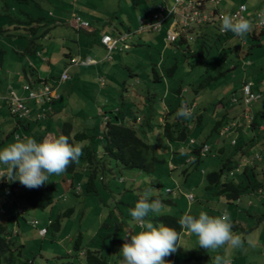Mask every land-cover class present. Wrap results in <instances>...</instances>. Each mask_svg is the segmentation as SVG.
<instances>
[{
    "label": "rangeland",
    "instance_id": "rangeland-1",
    "mask_svg": "<svg viewBox=\"0 0 264 264\" xmlns=\"http://www.w3.org/2000/svg\"><path fill=\"white\" fill-rule=\"evenodd\" d=\"M136 1L138 2L140 10L136 7L135 4L137 2H134V0H78L76 5L78 13L82 15V18H86L91 22V28L95 29V31L97 30L92 34L74 28V19H72L71 14L75 10L73 9L74 7L71 6L72 12L66 14V24L58 27L59 29H53L55 30L54 34H56V30L60 29H65L67 31V39L58 42L60 49H57L59 52L56 54V57L59 56V59L53 61L52 66L55 68L53 76L57 79L64 71L66 66L65 54H72L81 58L79 55L80 49H83L82 58H84L88 55L89 49L94 47L97 52L99 51L101 53L98 55L94 53L93 55L98 60H101L98 62L99 66H96L99 72L94 73V78L104 77L108 86L106 88H101L100 82L103 79H100L97 84L94 83L98 81L95 80L94 82L93 80L91 85H89V87H93L91 89L88 88L81 78L83 74L80 73L81 66L75 65L69 69L72 80L66 82V84H62L60 87V94H64V101L70 98H72V100L78 98L75 100V103L78 102L79 105L83 103L82 106L80 105V108H83L84 111L79 109L78 104L76 105L74 102L71 105L72 108L70 107L75 113L79 112L78 117L86 116V113L89 114V109L95 115L98 106L105 105L108 110H115V108L122 109L123 112L121 115L125 114V112L127 113L126 125L134 126L141 137L144 136L143 126L136 124L134 118L137 116L142 117V119L148 118L151 115V106L148 105L145 110L143 109L141 111L140 109L142 107L131 103L130 100L133 99L128 97L126 102L123 101L124 99H122V97L127 95L128 92L132 94L144 89L146 92L149 90L156 94L153 97L155 103L153 105V110L157 116L164 114V112L160 110L163 101H166L169 107L177 106V108H181L183 104L187 106L186 103H189V101L191 102L190 104L196 101L200 109L206 113V124L204 128L206 131L203 133V129L199 127L193 131L191 137L198 140V144L202 140L207 139L210 146L213 147V152L208 154L197 168L196 166H187L186 168L189 171L188 175L183 174L181 168L171 172L168 160L167 163L159 164V167L152 173L141 172L137 169L123 170V172H121L120 169L115 168L113 165L116 171L107 174L104 177V181L100 180V178L97 179L98 192L94 195L84 194L85 180L81 179L82 176H79V178L81 179L83 191L75 195V193L72 192L68 177L66 178L63 174L52 175L49 177L48 182L41 187L45 189L50 184H57V189L60 193L58 194L56 192L53 194L54 197H56V202L52 208L46 211L31 208L27 209L25 217H20L19 222L21 224L19 226L16 223H8L6 217L0 213V223H5L10 229L14 228L13 231L18 232L17 235L13 236L15 248L17 245L16 243L23 244V259L30 260L34 264H86L84 253L82 252L87 250L102 251L110 264H119L120 249L126 240L130 242V237H127V235H129V233H139L143 230L132 220L129 210L135 207V204L139 201L146 188H153L155 191L152 193V200L155 196L159 197V200H171L175 203L174 205L162 203L163 207L159 212H150L146 219L153 224L156 220L155 218L161 214L176 213L180 215L183 214V211L189 212L190 210L191 212L192 210L190 214L197 213L199 215L201 211H204L213 217L220 216L224 212H227L230 216L232 225L234 222H239L242 227L250 229V232H246L241 230V228L237 230L232 228L233 233L239 234L242 240L245 241L243 247L233 249L225 246L216 251H206L211 259L210 264H214L216 255H221L230 259L231 264H264V223L260 221V217L264 214V204L253 192H251V195L249 192L247 193V190H244L241 194L240 203H237L236 200H224V202L219 203L217 198L213 196V193L206 190L208 184L207 176L203 173V171L210 173L215 170H220L225 164H230L229 159L232 160V168L236 169L238 158L236 154L232 155L236 147L232 145L231 141L233 138H236L240 145L244 142L242 139L243 137L237 135L223 137L219 133L213 131L215 134L212 136L211 129H213V125L217 119L216 112L217 114L219 112L216 111L218 103L222 101L221 103L225 104V106L231 104L233 96L239 100L241 95H243V82L247 79L248 81L252 80L254 82L258 91L261 92L258 94H261L262 100L248 107L243 105V110L250 111L249 109H251L255 117H258L259 113L263 114L264 112V40L258 41L254 38L252 39V36L248 34L243 39L232 38L231 40L224 36L216 37L218 30L208 26L211 38H209V42H206V46H204V60L200 61V59L197 58V62H195L194 66H189L184 61L185 53L182 50L174 52V48L171 49L168 48V46L164 49L163 46H165L166 43L163 44L162 41H159L160 47H158V42L156 45V40L154 39L157 33H146L144 37H148L150 41H153L152 45L142 40V37L136 38L135 41L132 38L129 41L130 50L125 52H113L111 58L113 57L114 60L110 61V57L108 56L111 54H109L107 50L105 52V49L99 44V39L105 32L114 35L115 28L117 27L124 30V33H132L136 35V37L139 36L136 34L139 26V14L140 11L142 12L143 6H150V0ZM71 2L73 3L74 0H71ZM68 3L70 4L69 1ZM10 4L17 9L26 11L28 8L32 7V13L36 16L46 18L45 22L47 24L55 22V19L49 16V12H54L55 16H58V8L54 4L51 5L46 0H41V9L34 7L33 4L29 6H20L14 1H11ZM148 9H150V7H148L147 10ZM262 9L264 10V7ZM257 10L258 9L254 12L255 17L258 13ZM89 21L88 23L90 24ZM169 23L168 21V23L166 22L164 24V34H166ZM105 29H107V31H105ZM13 31L17 33L18 37H15V35L8 37L4 33H0V52L2 50L6 52L4 61H2V55L0 54V93L4 92L3 88L10 80L8 78L9 74L14 70L13 66L18 60V57H16L17 55L13 54L15 52L14 49H21L29 43L28 36H23V32L16 29H13ZM199 35L200 33H196L197 37L195 36V40L200 49L204 43ZM41 41L42 38L39 39V44H41ZM85 41L88 42V45H84ZM194 42L192 44H194ZM43 45L45 47L46 43H43ZM45 52H47V50ZM163 57L166 61L164 64L161 63L163 62ZM132 59H134V63H132ZM18 61L24 65L26 64V66L28 62L38 63L35 57H29L28 59L23 57L19 58ZM113 62L118 63L120 69L124 67V69L120 70L119 75L114 74L116 77L113 76ZM176 62L179 63L176 74L168 76L167 68L174 65ZM160 63L162 67L159 66ZM102 64L103 66H101ZM249 64H252V66ZM154 65L159 66L156 67V69L159 75L162 76L161 81L154 79L152 72ZM106 66L110 67L109 73L108 71L105 73L106 69L100 70V68L103 69ZM132 73L135 75H132ZM211 77L217 78L211 80ZM12 80L11 83L14 84V77ZM202 83L207 85L205 88L200 89L199 93H195L194 91L197 90ZM19 86L21 87L22 85ZM180 87L189 89L190 94L179 96L178 89ZM233 88L236 90L232 91ZM18 90L17 94L20 98H26L28 96V93L24 92L23 89ZM147 94L149 93L147 92ZM167 94H169V96L164 99L163 96ZM146 100L148 103H151L149 98ZM27 104L31 109V121H35V118L43 109H48L47 103L42 106L37 105L36 102H28ZM65 104H67V102ZM87 106L89 109H87ZM49 108H52V106H49ZM59 116L62 121V116L66 118L67 115L66 113L59 112L56 114H48L47 119L41 123L33 122L31 124L32 127L29 129L27 128L28 126L25 125L26 121L19 122L9 110H5V113L2 115L4 120L2 118V120H0V149L17 142L18 136L20 137L19 141H24L26 138H34L37 142H42L46 137H58V129L55 122L58 120ZM51 117H53V119H51ZM49 119L53 122V125L48 131L47 129H43L45 125L42 124L49 121ZM101 133L103 134V132ZM154 135L150 137L149 134L148 137L151 138L153 144L157 145V154L161 158L167 157L166 159H168L172 146L176 148L179 143H171V146L166 139ZM157 135H161V132H158ZM218 139L221 141L222 146L225 145L226 148V152L220 156L216 151L219 148V146L216 145ZM80 145H87V143H80ZM97 145L100 146L101 150L103 146L102 141H99ZM257 148L258 145L256 144L255 147L251 149V152L260 153L261 151H257ZM227 174L228 171L225 173V176ZM84 176H86V173H83V178ZM251 177L252 182H255V176L252 175ZM230 180L243 184L244 188H248L250 184L247 174L243 172L237 174L234 179L232 178ZM135 182H137V184ZM160 185L162 187H160ZM5 187L9 189L8 184H6ZM22 188L25 187L18 181L13 182V195H20L21 191H23ZM167 188L178 190V195L168 193ZM38 189L31 190L36 191ZM186 194H193L196 198L192 207V204L186 199ZM250 201L253 202L252 206L247 205ZM11 207L13 212L17 211L15 215L19 216L18 212L21 208L20 205L13 204ZM72 207L75 208L74 215L70 218H63L61 220L60 230L50 227L49 233L44 239L39 236L38 229L32 227V221L34 220H39L43 226L47 224L49 218L57 221L59 215L64 210ZM79 236L82 237L81 242L83 248L82 251L77 252L74 245ZM193 238L195 239L192 240ZM249 240L251 243H248ZM195 245L197 249L200 248L197 237L194 235L191 237H183L181 242L182 247H179V253L182 254L179 255L180 258H178L176 264H203L202 262L188 259V252L193 250Z\"/></svg>",
    "mask_w": 264,
    "mask_h": 264
},
{
    "label": "crops",
    "instance_id": "crops-1",
    "mask_svg": "<svg viewBox=\"0 0 264 264\" xmlns=\"http://www.w3.org/2000/svg\"><path fill=\"white\" fill-rule=\"evenodd\" d=\"M46 1L48 3H50L51 5L54 4L58 8V14H57L58 16H55L54 12H49V16L53 17L55 19V22H52L51 24H47L45 22L46 18H43V22H41L40 25H36L37 26L36 27L37 28L36 35H30V34L28 35L25 31H23L21 29L20 31L23 32V35L24 36L25 35L28 36L29 43L27 44V46H24L21 49H19V48L14 49L15 52L13 53V54L17 55L16 57H18L17 58L18 60H19V58H23V57H26L27 59L29 57L30 58L35 57L36 61L38 63L35 64V63L28 62L27 66H26V64L24 65L23 63H21L20 61L17 60L15 65L13 66L14 70L11 71V73L9 74L8 78L10 80L8 79L9 80L8 84L5 85V87L3 88L4 92L0 93V96L7 95L9 91H14L17 94V91H19L18 89H23V87L25 85L30 84V83H33L37 87L40 86V83L57 84V81H58L59 78L56 79V77L53 76L55 68H54V66H52V64H53V61L55 59H59V56L56 57V54L59 52L57 49H60L58 42H60L61 40L67 39V31L65 29H60V30H56V34H54L55 30H53V29L54 28H58V27H60V26H62L64 24H66V22H67L66 14H69V12L70 13L72 12L71 11L72 7H74L73 9L75 10L71 14L72 19H74L73 15H77L83 21H86V22L89 21L86 18H82V15L78 13L77 6H76L78 0H74L73 3L71 2V0H46ZM68 1L70 2V4L68 3ZM173 1L174 0H150L149 1L150 6H148V7H150V9L147 10L148 7L147 6H143L142 12L140 11L138 25L140 26V20L149 19L151 17L153 11L155 10L156 5H158L159 3H166L168 6H171L173 4ZM134 2H137V1L134 0ZM147 3H146V5H147ZM32 4H33L34 7H38V8L41 9V0H34V3H32ZM135 5L138 8V10H140L139 7H138V2ZM240 5H246L247 6V8H248V12H247L248 19H251L253 21V31L251 33H249L248 35L251 36L252 33H254V37H252V39L254 38V39L258 40V41L264 40V36H263L264 35V26L261 29H259L256 26V24H255L256 23V19H255V13H254L256 9H258L257 10L258 12L263 10L262 8L264 7V0H219L218 5L216 6V9H217V11L220 14H222V13L232 14L237 8H239ZM11 6L13 8H15L12 4H11ZM16 10H17V8H16ZM32 10H33L32 7L27 9V12L30 14L31 17H34V18L40 17V16L34 15L32 13ZM17 16H22V14L18 11L17 12ZM168 21L170 23H169V26L167 27L166 34H164V30H163L164 28L162 29L161 32H156L157 34H155V38L154 39L156 40V45H157V42H158V45H157L158 47H160L159 41H162L163 44L166 43V36H167L168 31L173 30L172 29L173 27L171 25V23L173 21V18L170 17L168 19ZM168 21H167V23H168ZM14 25L12 23H9L8 18L4 19V20L0 19V33H4L8 37H10L12 35H15V37H18L17 33H15L13 31V29L16 27ZM73 25H74V28L76 30H79V31L82 30V31H84L86 33L92 34V33H95L97 31V30L95 31V29L91 28V26H90L89 31L85 30V29H79L75 25L74 21H73ZM90 25H91V22H90ZM139 26H138V28H139ZM208 26L214 27L212 25H204V26L196 28L194 30V38L196 36V33H200L199 36H200V38L202 40H204V37L211 38L210 37L211 34L209 32V27ZM105 31H107V29H105ZM44 32H45V34H44V36H42L41 33H44ZM124 32H125L124 30H121L118 27L115 28V34L114 35L109 33V32H105L100 37L99 44H101V47L103 49H105V52H106L107 49L102 45L101 39L104 36H106V35H110V36L116 37L117 35L124 34ZM117 33H119V34H117ZM152 33H154V32H152ZM145 34L146 33H142V34L137 33V35H139V36L136 37V35H134L135 37L133 36L132 38L135 41L136 38H138V37L141 38L142 37V40H144V41H146V42H148L149 44L152 45L153 41H150L148 39V37L145 38L144 37ZM41 38H42V41H41V44H39V39H41ZM80 39H81V37H80ZM131 39L128 40L129 49H127L125 51L130 50L129 41ZM238 39H239V37H238ZM194 40H193V42H194ZM0 43H1V41H0ZM43 43H46L47 47L46 46L44 47ZM192 43L191 42H187L186 39L183 37V38H181L180 42L172 44V45L166 43V45L163 46V48L165 49L168 46V48H171V49L174 48V50H173L174 52H176L177 50H182L185 54H187V53H189L188 51H186L187 46H190L192 48V53H195L196 51L199 50V47L196 44V40H195L194 44H192ZM86 44L88 45V42L85 41L84 45H86ZM46 50H47V52H45ZM82 51H83V49H80V54L79 55L81 56V58L80 57L78 58V57H76V56H74L72 54H65V56H66L65 65L66 66L64 68V71L67 68H69V66L71 65V62H72L73 59L85 60L87 58H90L91 60H93V63H91L89 65H86V66H81V69H80V73H83L81 75V78H82L84 84L88 88L91 89L93 86L89 87V85H91L93 80H94V82H95V80L98 81V82L94 83V84H97V83H99L100 79H103L102 80L103 84H101L102 82H100L101 85L100 84H98V85H100L101 88H106L108 86V83H106L107 81L104 79V77L97 78L96 74H95L96 78H94V73L99 72L98 71L99 69L96 66H99L98 62H99L100 59L98 60L93 55H94V53H95V55H98L100 52L99 51L97 52L96 49L94 47H92V48L89 49V51L87 53L88 55L86 57L82 58L83 57V52ZM115 51H117V52H125V51H121L120 47L117 50H115ZM162 51H164V50H162ZM5 53L6 52L4 50H2L0 52V54L2 55V61H4ZM192 53H190L188 55H192ZM112 54H113V52L111 53L110 56H108V57H110L109 58L110 61L114 60L113 57L111 58ZM131 61H132V63H134V59H132ZM162 61H163V62H161L162 64H164L166 62L164 57H163ZM161 63H160L159 66H161ZM112 64H113V69H112L113 70V76H114V74L119 75L120 70L124 69V67H122L120 69V65L118 63L113 62ZM249 65L252 66V64H249ZM249 65H247V66H249ZM101 66H103V64ZM159 66H157V67H159ZM104 69H106L105 73L107 71H108V73L110 72V67L109 66H106L103 69L100 68V70H104ZM25 73H27V77L25 76ZM50 73H51V75H50ZM10 75H11V77H10ZM132 75H135V74L132 73ZM13 77H14V84L11 83L13 81L12 80ZM114 77H116V76H114ZM0 79H1V75H0ZM70 80H72V78ZM157 81H160V80H157ZM246 82H250V83L253 84V92L256 91L255 92L256 94L261 93V92L258 91L257 87L255 86V84H254V82L252 80L248 81L246 79L245 82H243V84L246 83ZM19 85H22V86L20 87ZM61 86H62V84L59 87H57V93L59 94L60 98L58 100H56V101H53L52 103H47L48 104V109H50L49 114H51V113L52 114H56V113L59 112V113H66V115H67L66 118H64V116H62L63 117L62 121H61V118L59 116L58 120H56V122H55L56 127L58 129V135L61 134L62 125L64 124V122L72 121L73 132L74 133L78 132V131H86L90 135H98L100 133L98 139H96L95 142L96 141L97 142L101 141V138H102V133L101 132L103 130L105 122H107L109 120V118H111L113 121H115V119H113V117L115 115L121 116V113L123 112V110L122 109H118V108H115V110L114 109L113 110H108L105 105L104 106H98L97 110L95 111V115H94L93 112H91V110L87 106V109H89V111H90L89 114L86 113V116L84 115L82 117H78V113L79 112L75 113L74 110L71 109L72 108L71 107L72 103L73 102L75 103V100H77L78 98H76V99L74 98L73 100H72V98H70L69 100L66 99L67 101H64V99H65L64 98V94H62V95L60 94V89H61L60 87ZM180 88H181V93H179V96H183V95H186V94L189 95L190 94V90L189 89L183 88V87H180ZM234 90H236V89L233 88L232 91H234ZM147 92L149 94H147ZM147 92L144 89L139 90L138 92H135V93H132V94H130L128 92V94L124 95L122 97V99H124L123 101H125V102H126V99L128 97L133 99V100H130L131 103H134V105H136V106L142 107L140 109L141 111L143 109L145 110L148 105L151 106V110H150L151 115L148 118L142 119V117H139V116L134 118V120H136V124H139V125L143 126V134H144V136H142V138L144 140H146V141L151 142V138H149L148 135L150 134V137H151V136H153L155 134L154 136H160V138H162L163 137V133H164V126H165L166 119H170L171 122H175L176 121L175 117H176V113L177 112L174 115L172 114V116H171V112L176 110V106L175 107H173V106L169 107L167 102L163 101V104H162V107L160 108V110L163 111L164 114H160L159 116H157L155 114V111L153 110V107H154L153 105L155 104L153 97L156 94H154L152 91H149V90ZM259 95L261 96V94H259ZM168 96H169V94L164 95L163 97H164V99H166ZM147 98L150 99L151 103H148V101L146 100ZM242 99H243V95H241V97L239 98V103L238 104L231 103V104H228L226 106H225V104L221 103L222 101H220L218 103V105H217V108H216V111H219L218 114L216 112V117H217L216 121H218V120L222 121V126H221L220 130L223 129V132H224L225 128H228L230 123L233 120H240V126L237 129H234L233 131H229V133H228V136L237 135V136L243 137L242 139H243L244 142L241 145L239 144L240 145L239 146L240 150L239 149L237 151L235 150V152L232 153V155H234V154L237 155L238 161L236 162V164H238L240 161L244 160L245 158L249 159L252 156H254L255 154H260L261 153L260 154L261 155V159L257 160V161H254L255 163L253 162L252 164H249L247 167H245V169H243L241 171V173L242 172L246 173L247 174V178L250 181V184L248 185V188H245L247 190V193L249 192V194L251 195V192H253V194H255L257 196V198H259V200L264 204V159H263V154H264V152H263L264 151V122H263L264 121V112H263V114L259 113V116L255 117V115L252 113L251 109H249L250 111L243 110V105L244 106H246V105L244 104V101ZM260 100H262V96L260 97L259 100L255 101V102H252L248 106H251L254 103H258ZM66 102H67V104H65ZM190 103H191L190 101H189V103H186L187 106L195 105V104L197 105L196 101H194L192 104H190ZM75 104L77 105L78 102L75 103ZM180 104H182V103H180ZM80 105L82 106L83 103H80ZM80 105L78 104L79 109H82L84 111L83 108H80ZM49 106H52V108H49ZM183 106H186V105L183 104ZM5 110H8V108L6 106H3V107L0 108V120H2L4 118V117H2V115H3V113H5ZM194 110L199 116L202 115V114L204 115L202 126L200 128V129H203V133H204L206 131L204 129L205 128V124H206L205 123L206 113L203 110L200 109V106L198 108L194 109ZM246 112H248V113L250 112L252 120L245 119L244 116H245ZM122 117H123V120L121 118V121L126 124L127 113L125 112V114H122ZM209 118H211V117H209ZM51 119H53V117H51ZM33 122H36V121H34V120L33 121H31V120L26 121L25 125L28 126L27 128L30 129L32 127L31 124ZM251 122H252V124H251ZM36 123H38V122H36ZM21 124H24V123H21ZM42 125H45L43 127V129H47L49 131L51 129V126L53 125V122L49 119V121H47L46 123H43ZM197 128H199V127H196V129ZM97 131H99V132H97ZM211 131H212V129H211ZM158 132H161V135H157ZM214 132L212 131V133H211L212 136L215 134ZM220 135L225 137V135H222V134H220ZM139 136L141 137L140 134H139ZM233 139H236V138H233ZM85 142L87 143V145H80V146L81 147H90L93 144L94 141H92V139H87L84 142H80V143L84 144ZM197 142H198V140H197ZM80 143H78V144H80ZM256 144L258 145L257 151L260 150L261 151L260 153L259 152L258 153L257 152H251V149H253V147H255ZM216 145L219 146V148H221V147L224 148V152L221 153V154H218L219 156L226 152L225 145L222 146L221 141L219 139L217 140ZM243 145H245V146H243ZM178 146L179 147L181 146V148H182V146H185V144L181 143L180 145L178 144ZM99 147L100 146H98V150H100ZM172 149H177V148H175V146H172ZM171 166H172V164H171V162H169V168H171ZM0 167H3V166H0ZM252 175L255 176V182H252V177H251ZM135 183L137 184V182H135ZM242 186H244V185L242 184ZM213 196H215L217 198L219 203L224 202V200L227 199L225 196H216V195H213ZM240 201H241V198L236 200L237 203H240ZM193 205H194V203H192L191 207ZM247 205L248 206H252L253 202L250 201ZM263 209H264V206H263ZM189 213H192V210ZM9 214L11 215V214H14V213L9 212ZM10 215L7 214L5 216L6 220L8 222H10V220H9ZM192 215L198 216L197 213H193ZM7 216H9V217H7ZM260 221L264 223V214L262 215V217H260ZM233 228H235L236 230L241 228V230H244L246 232H250V229L242 227L241 223H239V222H234ZM185 236L191 237L192 235H187L186 234L183 237H185ZM183 237H182V239H183ZM182 239L180 241V245H181ZM194 239L195 238H193L192 240H194ZM193 249H196V245H195V247ZM181 254L182 253H179V248H178L177 252L175 253V258H174L173 264L177 263L178 258H180L179 255H181Z\"/></svg>",
    "mask_w": 264,
    "mask_h": 264
},
{
    "label": "trees",
    "instance_id": "trees-1",
    "mask_svg": "<svg viewBox=\"0 0 264 264\" xmlns=\"http://www.w3.org/2000/svg\"><path fill=\"white\" fill-rule=\"evenodd\" d=\"M16 2L18 5L22 6H29L32 3H34V0H0V19H7L9 20V23H12L14 26H16L14 29L16 30H24L28 35H36L37 33V26L40 25L41 22H43V17L34 18L31 17L30 14L23 10V9H17L22 16H17V10L16 8H13L10 4V2ZM238 9V8H237ZM22 10V11H21ZM236 11V10H235ZM234 11V12H235ZM233 12V13H234ZM23 18V19H22ZM23 21H22V20ZM23 27V28H22ZM217 28L218 33L216 37L224 36L228 37V39L232 38H238L233 33L227 32L226 35L221 34L220 27L218 25L214 26ZM44 33H41L42 36H44ZM24 36V35H23ZM254 37V33L251 35ZM209 38L204 37L203 43L204 45L201 46V48L196 51L195 53H192V48L190 46H187L186 51L189 53L185 54L184 61L189 66H194L195 61L197 58L200 59V61L204 60V46H206V42H208ZM192 53V55H188ZM196 58V59H195ZM195 59V60H194ZM192 60V61H191ZM157 65H154L152 72L154 75L155 80L162 79V76L159 75V72L156 69ZM179 68V63H175L171 67L167 68V74L168 76H172L176 74V71ZM25 76L27 77V73H25ZM217 77L213 78L211 77V80L216 79ZM207 84H201V86L195 90V93H199L200 89L205 88ZM178 92L181 93V88L178 89ZM140 104V103H139ZM181 106V105H180ZM199 105H196V108H198ZM180 107L176 110L171 112L174 115ZM195 108V109H196ZM9 110V109H8ZM10 112V111H9ZM11 113V112H10ZM122 116V115H121ZM119 115H115L113 121L111 118L107 122H105L103 127V134H102V149L98 150L99 141L95 142L96 139H98V135H90L86 131H78L73 132V125L72 121L64 122L62 125L61 134L58 135H64L69 137V143L76 145L80 142H84L87 139H92L93 144L90 147H82V156L79 159V163H73L70 165L65 173L63 175L67 178L70 183V186L72 188V192L75 193V195H78V192L83 191V186H81V179L85 180V190L84 194L86 195H94L98 192L97 187V179L100 178V180L104 181V177L107 174H110L112 171H116L115 168L120 169L121 172L123 170H140L141 172L145 173H152L154 172L159 166V164H164L168 162H171L173 168L171 169V172H173L175 169L181 168L182 173L188 175V169L187 166H199L203 162V159L205 157H201V150L205 144H209L208 140H202L199 144L197 143L196 146L190 148V147H176L177 149H172L170 156L168 159L165 157H160L156 152L157 145L144 140L142 137L139 136L138 130L134 126H127L125 123L121 121V118L123 120V117ZM176 121L171 122L170 119H166L165 126H164V133H163V139H166L170 145L171 143H179V144H187L189 137H191L193 131L189 129L188 126L195 125V127L202 126L204 115H198L195 110L193 111V114L191 115L190 119H183L179 117H175ZM136 121V120H135ZM23 122V121H19ZM40 123V122H38ZM197 124V125H196ZM252 124V122H251ZM188 125V126H187ZM222 121L218 120L214 123L212 131H215L217 133L223 132V129H221ZM98 128V127H97ZM56 137V138H58ZM239 141H237L235 147L236 151L240 148ZM245 146V145H243ZM100 148V147H99ZM240 150V149H239ZM217 154H221L224 152V148H218ZM213 152V147L210 146V151L208 154ZM190 157H194V160L191 162H188ZM171 158V159H170ZM232 160L229 159L230 164H225L223 167L220 168V170H215L210 173H205L207 176V186L206 190L211 191L213 195L216 196H225L228 201L238 200L240 199L241 194L246 190L242 184L235 183L234 181H231L225 177V173L229 170H231ZM114 165V167H113ZM111 168H110V167ZM186 168V169H185ZM83 173H86V176L83 178ZM79 176H82L80 179ZM87 178V179H86ZM9 187L12 188L11 194H13V182H9ZM6 185L0 184V205L3 201L2 196L4 194V189ZM81 186V187H80ZM24 187V186H23ZM160 187H162L160 185ZM22 188L23 191H21L20 195L18 196H10L9 201L5 205V213L3 214L6 216L9 214V212H12L14 214L10 215V222L14 224L16 223L18 226L21 224L19 222L20 217L27 214V209H40L43 211H46L47 209H50L53 207V205L56 202V197H54V193H60L57 189V184H50L45 189H42L41 187L36 190L32 191L29 189ZM168 190H173L171 188H167ZM159 199V197H153V200ZM163 204H171L174 205V201L171 200H163L160 199ZM196 201V200H195ZM194 201V202H195ZM193 202V203H194ZM18 204L20 205V209H24V214H19V216L15 215V212L12 211L11 205ZM19 209V210H20ZM9 211V212H8ZM75 208H69L67 210H64L60 215L59 219L54 221L52 218H49L47 221V224L44 226L41 224L39 220L32 221V227H35L38 229V234L41 238H45L49 233V228L53 227L56 230L61 229V220L63 218H70L74 215ZM185 212L183 211V214ZM183 214H166V215H160L156 217L154 226H160L161 224L174 228L177 232L181 231L180 226L178 224V220L181 218ZM190 214V213H189ZM192 215V214H191ZM195 216V215H194ZM9 217V216H8ZM198 217V216H196ZM14 229V228H13ZM13 229H10L7 224L0 223V264H34L30 260H24L23 259V248L24 245L20 243H16L15 248V241L13 240V236L17 235V231H13ZM45 229L46 234L44 236H41L40 231ZM19 230V228H18ZM82 237L79 236V238L76 240L74 248L77 252L82 251L83 245H82ZM124 244V243H123ZM84 253V258L86 261V264H110L108 259L104 256L102 251H92L87 250L82 252ZM188 259L189 260H196L199 262H202L203 264H210V256L206 253V250L203 248L199 249H193L188 252ZM175 258V253L172 254L169 257H165L166 264H173ZM72 264V263H71Z\"/></svg>",
    "mask_w": 264,
    "mask_h": 264
},
{
    "label": "clouds",
    "instance_id": "clouds-1",
    "mask_svg": "<svg viewBox=\"0 0 264 264\" xmlns=\"http://www.w3.org/2000/svg\"><path fill=\"white\" fill-rule=\"evenodd\" d=\"M168 10L169 12L172 11V9ZM256 15L259 17L258 23L264 25V10L259 11ZM220 21V31L222 33L231 32L241 39L253 31V21L240 15L222 13ZM27 85H33V83ZM176 116L190 119L191 110L182 105ZM190 126H192L190 130L195 131V125ZM228 133L229 131H224L220 134L228 136ZM191 139L195 138L190 137ZM190 140L185 144L186 147L192 148L197 145L196 139V144L193 146L190 145ZM233 140L236 139H232L231 142ZM82 154L80 144L73 145L69 143V137L64 135H60L58 138L46 137L42 142H37L34 138H26L24 141L18 140L0 149V165L3 166L0 167V184H8L9 186V182L18 181L27 189H38L48 182L50 176L61 175L73 163L78 164ZM241 162L236 165V168ZM172 168L173 166L170 169ZM233 169L231 168V170ZM231 170L225 176L229 180L241 173L239 172L234 177H229ZM6 189H4L2 199ZM9 189L12 192V188L9 187ZM153 191L155 189L146 188L135 207L129 210L132 220L143 230L139 233H129L127 237H130V242L126 240L122 245L119 252V264H166L165 257L171 256L177 252L179 247H182L180 241L186 234L195 235L199 247L207 252L216 251L225 246L233 249L243 247L245 241L242 240L239 234L233 233V225L227 212L213 217L201 211L196 217L189 214V210L178 220L181 229L179 232L163 224L158 227L154 226L146 217H148L150 212H159L163 204L159 199H151ZM11 195L13 196L10 193L8 200ZM1 214L3 215L4 213ZM248 243H251V241L249 240ZM214 264H231V260L221 255H216Z\"/></svg>",
    "mask_w": 264,
    "mask_h": 264
},
{
    "label": "built area",
    "instance_id": "built-area-1",
    "mask_svg": "<svg viewBox=\"0 0 264 264\" xmlns=\"http://www.w3.org/2000/svg\"><path fill=\"white\" fill-rule=\"evenodd\" d=\"M219 0H174L171 6H168L166 3H159L156 5L155 10L153 11L151 17L149 19L140 20V26L136 32L137 33H152V32H161L164 28V24L168 21L170 17L173 18L171 23L172 29L168 31L166 36V43L175 44L181 41V38H185L187 42H192L194 38V30L198 27L204 25H218L220 27V13L217 11L216 6L218 5ZM168 9H172L169 12ZM248 8L246 5H240L238 9L232 15H240L244 18H248L247 15ZM75 25L79 29H90V24L86 21H83L77 15H73ZM256 26L261 29L264 25H260L258 23L259 17L256 15ZM220 29V28H219ZM221 32V31H220ZM221 34L226 35L227 32ZM132 33H124L117 35L116 37L106 35L101 39L102 45L107 49L109 54L114 52L120 47L121 51H125L129 49L128 40L133 37ZM93 63V60L87 58L85 60L73 59L69 68H67L59 77L57 84L51 83H40V86L33 85H25L23 90L28 93L26 98H20L14 91H9L7 95L0 96V108L6 106L11 114L18 120H30L32 117L31 109L28 106V102H36L37 105H43L45 103H52L60 98L57 93V87L61 84L66 83L71 79L69 69L72 66H86ZM103 84V81H101ZM37 87V88H36ZM243 92V101L246 106L250 105L252 102H255L260 99V95L253 92V84L250 82H246L243 84L242 88ZM233 103H238L239 101L236 98H233ZM188 109L191 110V115L193 114L195 105L187 106ZM50 109H43L41 113L35 118L36 122L44 121ZM245 119L252 120L250 113H245ZM188 126V125H187ZM240 126V120H233L228 128H225V131H231L237 129ZM189 129L192 126H188ZM17 140H20V137H17ZM237 143L236 140H233L232 144L235 145ZM196 144L195 139L190 140V145L193 146ZM210 151V146L205 144L201 150V157H205L208 155ZM261 155L256 154L251 158H245L242 160L241 164L236 168L229 172V177H234L236 173L242 171L243 168L247 167L249 164H252L254 161L260 160ZM194 160V157H190L188 162ZM10 189L5 190V195L3 201L0 205L1 213H5V205L7 204L8 196L10 195ZM168 193L176 195L178 193L177 190H168ZM189 203H193L195 201V197L193 194L186 195ZM25 210L20 209L19 214H24ZM41 236L46 234V230L43 229L40 231Z\"/></svg>",
    "mask_w": 264,
    "mask_h": 264
}]
</instances>
